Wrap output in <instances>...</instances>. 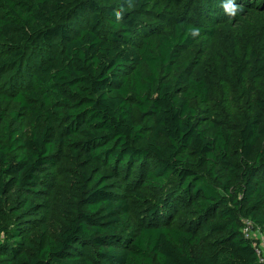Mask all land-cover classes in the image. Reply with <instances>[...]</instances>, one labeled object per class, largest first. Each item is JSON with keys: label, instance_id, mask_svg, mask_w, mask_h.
<instances>
[{"label": "trees", "instance_id": "trees-1", "mask_svg": "<svg viewBox=\"0 0 264 264\" xmlns=\"http://www.w3.org/2000/svg\"><path fill=\"white\" fill-rule=\"evenodd\" d=\"M214 31L182 21L137 42L110 0H0V81L17 87L0 89V102L16 103L30 123L26 136L19 111L0 116V213L11 188L42 195L65 150L97 165L88 210L59 237L47 223L34 233L0 218V264H262L243 227L264 230V98L235 155L229 128L197 120L192 99L208 101L209 85L183 75L181 52ZM131 93L154 119L150 135L133 118ZM135 165L131 180L163 194L126 233L131 196L121 177ZM187 206L194 218L182 226L174 213Z\"/></svg>", "mask_w": 264, "mask_h": 264}, {"label": "rangeland", "instance_id": "rangeland-1", "mask_svg": "<svg viewBox=\"0 0 264 264\" xmlns=\"http://www.w3.org/2000/svg\"><path fill=\"white\" fill-rule=\"evenodd\" d=\"M97 1L100 4L106 2ZM110 2L116 5L118 21L133 30V39L137 42L148 35L172 34L182 21L214 28V33L204 35L181 52L185 65L183 75L207 82L210 88L208 101L192 99L197 120L204 125L217 121L229 128L234 136L233 152L237 155L245 119L262 111L257 100L264 98V71L260 69L264 64V0H149L145 6L140 5L141 0H130L129 6L121 5L120 0ZM132 15H137L139 20L133 25L127 23ZM88 22V17L84 16L80 25L86 26ZM36 66L33 56L25 71L28 77ZM143 71L148 72L145 67ZM14 86V83L0 81L3 91L14 92L17 90ZM138 98L135 93L130 94L132 115L136 124L150 135L154 119L139 109ZM14 111L20 112V126L29 136L30 123L25 110L13 102H0V116L4 114L10 118ZM96 167L81 155L65 150L50 169L46 191L38 195L11 188L5 195L0 218L10 226L19 223L34 233L42 223H47L52 235L59 237L72 219L88 210L86 192L94 183L90 170ZM136 170L135 165L133 176L121 177L124 187L129 184L126 193L131 196L129 226L132 227L121 229L126 233L145 220L150 207L160 202L163 194L151 182L132 181L137 175ZM30 203L33 207L28 209ZM174 216L175 222L182 226H187L194 218L188 206L179 209ZM94 250V247L81 245L77 248L78 252Z\"/></svg>", "mask_w": 264, "mask_h": 264}, {"label": "built area", "instance_id": "built-area-1", "mask_svg": "<svg viewBox=\"0 0 264 264\" xmlns=\"http://www.w3.org/2000/svg\"><path fill=\"white\" fill-rule=\"evenodd\" d=\"M243 233L245 237L252 241L259 261L264 264V230L256 227L252 222L246 221L243 227Z\"/></svg>", "mask_w": 264, "mask_h": 264}]
</instances>
